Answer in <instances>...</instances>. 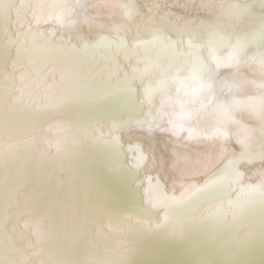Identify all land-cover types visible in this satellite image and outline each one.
Wrapping results in <instances>:
<instances>
[{"label":"bare ground","instance_id":"obj_1","mask_svg":"<svg viewBox=\"0 0 264 264\" xmlns=\"http://www.w3.org/2000/svg\"><path fill=\"white\" fill-rule=\"evenodd\" d=\"M84 137L136 185L135 216L158 210L93 234L90 264H139L151 232L145 246L264 264V0H0V264L84 261L60 218Z\"/></svg>","mask_w":264,"mask_h":264},{"label":"water","instance_id":"obj_2","mask_svg":"<svg viewBox=\"0 0 264 264\" xmlns=\"http://www.w3.org/2000/svg\"><path fill=\"white\" fill-rule=\"evenodd\" d=\"M7 49L10 51L11 48L8 47ZM16 51L17 47H15V53ZM116 54L118 53L116 52ZM1 75L2 78H4L6 77V75L9 74L3 73ZM1 86H3L2 81ZM52 108L54 109V112L59 109V107L58 109H56L53 106H46L41 109H37L38 112H35L39 113V110H53ZM101 110L103 111V109ZM103 112L105 115V111ZM109 114L110 109L107 115ZM90 120L91 117H87L84 120L85 122H83L85 124L88 123ZM82 139L84 142L82 144V147H84V149H88L91 152L88 156H83L84 159L82 160L78 159L77 156L73 158H76L78 161V169H81L82 167L83 169H85V175L83 176L85 182H80V180L76 178H72L69 181L66 180L71 169L75 170L76 168L69 164L64 165V188L66 189V192L71 191V194H68L64 198V203L60 204V207L64 208L63 212L60 213V218H65L66 221L64 222L73 224V227L76 229V231H71L72 235L70 237L80 238L82 244H85L84 246H81L83 249V254L79 255L81 258H84L82 264H90V258L96 259L97 256L101 257V255L103 254V251L101 250L100 246L94 249L92 248L91 243L93 241H95V243H98L100 241L99 239H101L95 238L94 240H91L90 238L93 236V234L97 237L100 235L111 233V231L116 229V236L120 239L118 235V230H123L127 227L134 229L135 227H137V225H139L140 228L145 227L146 224L156 216V211L158 210H156L157 208L153 207L151 211L150 208L146 206L144 202H138L139 208L141 207L140 209H142V214L140 216H135L133 212L138 211V206L135 205V202L131 199L130 195L135 190L134 188H136V185L129 183V185L125 187L124 182L121 178L113 177L116 175L113 174L116 173V169L111 166L112 159L111 161L106 160V156H102L99 152V148H96H102L104 146L101 147L97 143H90V145H88V142L85 140V137ZM57 148H60V145ZM72 148H75V146H73ZM75 151L76 150L73 149L71 153L62 154L59 151L55 153V150L53 149L52 155L54 154V157L66 155L67 157V155L73 154ZM215 178L217 179V176ZM203 188L196 189L188 196L194 194L196 191H199L198 194H200L207 190ZM188 196H186V198H188ZM193 197L194 196H192L191 198ZM113 219L117 221L120 227L116 225L115 221H112ZM140 220H143L145 223H142V221ZM81 221L89 222L82 223ZM94 221H97V228L93 226ZM114 226L115 228L113 229ZM162 226L163 224L161 225V227H159L162 228ZM130 233L132 232H129V239H131L132 235ZM152 236H154L153 232H151L147 237L141 238L140 240V254H136V260L139 262V264H223L224 262L230 263L229 261H225V259H221L218 261H216L217 258L208 259L206 255L202 257V261H200V259H197V257H195L194 255H186L185 253H187L188 250L186 248L183 249V238H175L173 240H170V242L161 245L145 246L148 242L154 239ZM68 239L69 238H67V241ZM89 241L91 243H89ZM103 242H105V240L101 239V242L98 244L102 246L104 245ZM172 245H179L181 247H178L177 249H172ZM197 248V251H202L203 249L202 247ZM102 249L104 250V252L109 253L112 251L113 248H111L110 246H106L102 247ZM142 250L144 254H141ZM155 253H157L158 256H155ZM76 256H78V254H76ZM254 257L256 258V261L264 262V256L260 257V255H255Z\"/></svg>","mask_w":264,"mask_h":264}]
</instances>
